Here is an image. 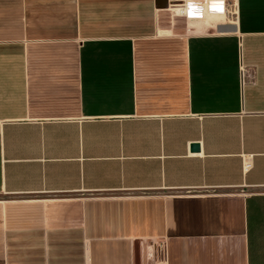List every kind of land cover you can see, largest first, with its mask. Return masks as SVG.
Masks as SVG:
<instances>
[{
	"label": "crops",
	"instance_id": "obj_1",
	"mask_svg": "<svg viewBox=\"0 0 264 264\" xmlns=\"http://www.w3.org/2000/svg\"><path fill=\"white\" fill-rule=\"evenodd\" d=\"M166 4L0 0V264H264V0Z\"/></svg>",
	"mask_w": 264,
	"mask_h": 264
},
{
	"label": "built area",
	"instance_id": "obj_2",
	"mask_svg": "<svg viewBox=\"0 0 264 264\" xmlns=\"http://www.w3.org/2000/svg\"><path fill=\"white\" fill-rule=\"evenodd\" d=\"M172 13L187 20L197 21L201 18H228L238 11V0H167ZM253 154L243 157V169L252 166Z\"/></svg>",
	"mask_w": 264,
	"mask_h": 264
},
{
	"label": "water",
	"instance_id": "obj_3",
	"mask_svg": "<svg viewBox=\"0 0 264 264\" xmlns=\"http://www.w3.org/2000/svg\"><path fill=\"white\" fill-rule=\"evenodd\" d=\"M166 6H168V4H166L165 7H166ZM199 147H200L199 144L196 143V144H193V145L191 146V149H193L194 151H199V150H200Z\"/></svg>",
	"mask_w": 264,
	"mask_h": 264
},
{
	"label": "bare ground",
	"instance_id": "obj_4",
	"mask_svg": "<svg viewBox=\"0 0 264 264\" xmlns=\"http://www.w3.org/2000/svg\"><path fill=\"white\" fill-rule=\"evenodd\" d=\"M212 19V18H211ZM212 21V20H211ZM216 22V21H215ZM220 22V21H219Z\"/></svg>",
	"mask_w": 264,
	"mask_h": 264
}]
</instances>
